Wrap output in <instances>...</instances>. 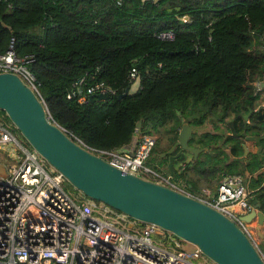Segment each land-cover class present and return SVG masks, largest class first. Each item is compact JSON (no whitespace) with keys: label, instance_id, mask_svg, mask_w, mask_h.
<instances>
[{"label":"trees","instance_id":"16d2710c","mask_svg":"<svg viewBox=\"0 0 264 264\" xmlns=\"http://www.w3.org/2000/svg\"><path fill=\"white\" fill-rule=\"evenodd\" d=\"M161 30L173 38H160ZM11 41L18 56L31 57L39 97L73 137L119 149L135 133L157 134L147 162L167 170L159 153L187 121L189 144L204 149L178 156L172 177L200 190L247 170V188L264 209V157L253 148L244 155L245 139L264 148V106L253 110L264 92L256 89L264 78V0H0V53ZM79 77L104 81L111 96L67 97ZM0 116L10 121L3 109Z\"/></svg>","mask_w":264,"mask_h":264},{"label":"built area","instance_id":"2783aa9c","mask_svg":"<svg viewBox=\"0 0 264 264\" xmlns=\"http://www.w3.org/2000/svg\"><path fill=\"white\" fill-rule=\"evenodd\" d=\"M173 35L172 30L158 33L166 39ZM30 61V56L16 54L11 41L0 53V72L17 74L39 95ZM130 77H136L135 68ZM75 91L81 102L97 92H113L104 81L85 84L84 77L74 81L67 97ZM9 122L0 116V164L5 170L0 173V264H198L192 258L201 253L196 245L191 253L176 235L155 223L68 190L63 174ZM78 142L123 171L167 185L220 211L241 228L264 261L256 227L245 216L259 210L244 174H225L213 189L194 193L174 181L168 170L149 165L156 143L152 133H138L132 149L93 148Z\"/></svg>","mask_w":264,"mask_h":264},{"label":"water","instance_id":"95a60500","mask_svg":"<svg viewBox=\"0 0 264 264\" xmlns=\"http://www.w3.org/2000/svg\"><path fill=\"white\" fill-rule=\"evenodd\" d=\"M110 96L109 92H97L89 99ZM0 109L6 112L23 138L85 196L132 218L155 223L196 245L215 264H264L249 238L233 220L193 196L123 171L86 149L52 119L41 97L17 74L9 71L0 72ZM193 132V127L183 121L171 146L160 153L167 156L171 173L178 156L188 151L197 157L204 149L189 144ZM4 172L0 164V173ZM257 217L258 225L262 224L264 214L261 210ZM257 228L260 233L259 226Z\"/></svg>","mask_w":264,"mask_h":264},{"label":"crops","instance_id":"0c3cea01","mask_svg":"<svg viewBox=\"0 0 264 264\" xmlns=\"http://www.w3.org/2000/svg\"><path fill=\"white\" fill-rule=\"evenodd\" d=\"M260 78H262V79H260ZM256 85H257V87H256V89H260L261 87H263L264 88V78L263 77H259V80H258V82H256ZM260 106H264V92L262 93V95L259 97V99H258V103L253 107V110H256L257 108H259ZM250 112V111H249ZM247 116H248V114H246ZM187 122V121H186ZM137 136H138V133H135L134 134V138L132 139V141L131 142H129L128 144H126L124 147L125 148H128V149H132L133 147H134V145H135V142H136V140H137ZM170 146H171V144H170ZM169 146V147H170ZM193 146H199V145H193ZM168 147V148H169ZM202 147V146H201ZM167 148V149H168ZM177 148L178 147H176L175 148V150L174 151H176L177 150ZM256 149V150H258L259 152H260V155H262L263 157H264V152H261V151H264V148H262V146H260L259 144H254V142H251V140H246L245 139V143H244V155L245 154H247L248 153V150H250V149ZM166 149V150H167ZM203 150V149H202ZM201 150V151H202ZM200 151V152H201ZM161 152H163V151H161ZM160 152V153H161ZM160 153H159V155H160ZM185 153V155H186V158L188 159V158H191V156H193L192 155V153L191 152H188V151H186V152H184ZM199 154V153H198ZM197 154V155H198ZM161 156V155H160ZM196 158V157H195ZM168 160H167V157H166V162H167ZM244 162H247V160H245ZM167 168V170H168V167H166ZM261 169H263L264 170V161H263V166H262V168ZM169 171V170H168ZM170 172V171H169ZM255 174L257 173V172H254ZM170 174H171V172H170ZM188 174H193L192 172H188L187 173V176H188ZM244 175H245V178H246V182H247V176L249 175V172L246 170L245 171V173H244ZM172 179L174 180V181H176L179 185H183V186H187V185H185L184 184V180H186V179H184V178H174V176L172 177ZM191 188H194L193 186L191 187ZM202 188H204V186L203 187H201V189ZM256 194H257V192H255V191H253L252 192V199H254L255 197H256ZM254 204L256 205V207L258 208V210H261L262 211V213L264 214V209H263V207L259 204L260 202H256V200L254 199ZM258 204V205H257ZM258 212L255 214V217L254 218H252V220H251V223L252 224H254L255 225V227H256V233H257V236H258V238H259V241H264V221H263V223L262 224H260V225H258ZM257 226H259V228H260V230H261V232L259 233L258 232V228H257Z\"/></svg>","mask_w":264,"mask_h":264},{"label":"rangeland","instance_id":"374dc122","mask_svg":"<svg viewBox=\"0 0 264 264\" xmlns=\"http://www.w3.org/2000/svg\"><path fill=\"white\" fill-rule=\"evenodd\" d=\"M137 87H138V78H136L133 82H132V84L130 85V91H134L135 89H137ZM10 123V122H9ZM139 133V132H138ZM20 134V133H19ZM155 135V134H154ZM157 135V134H156ZM155 135V136H156ZM20 136H22L21 134H20ZM155 153L156 152H154L153 150H152V152H151V154H150V156H149V158L150 157H153L154 155H155ZM162 169H164V167H161ZM184 184L186 185V183L184 182ZM205 185V184H204ZM73 188H75V187H73ZM204 188H209V189H213L214 188V184H212V185H210V187H204ZM76 189V188H75ZM77 191L76 192H74V194H76V195H82L83 193L80 191V190H78V189H76ZM201 190V189H200ZM193 192L194 193H199L198 192V189L196 190L195 188H194V190H193ZM89 201H91L90 199H88ZM179 238V237H178ZM179 240H181V242H182V244H183V246L185 247V249L186 250H189V251H191V253H192V251H193V249H194V247H195V245L194 244H192V243H190V242H188V241H185V240H183V239H181V238H179ZM259 247H260V249H261V251L264 253V241H259ZM192 258L194 259V261L195 262H197L198 264H206V263H212V264H215L213 261H211L209 258H207L202 252L199 254V256H194V255H192Z\"/></svg>","mask_w":264,"mask_h":264},{"label":"clouds","instance_id":"9594fccd","mask_svg":"<svg viewBox=\"0 0 264 264\" xmlns=\"http://www.w3.org/2000/svg\"><path fill=\"white\" fill-rule=\"evenodd\" d=\"M69 190V189H68ZM78 196H84V197H86L84 194H82V195H78ZM86 198H88V199H91V198H89V197H86ZM94 200V199H93Z\"/></svg>","mask_w":264,"mask_h":264}]
</instances>
